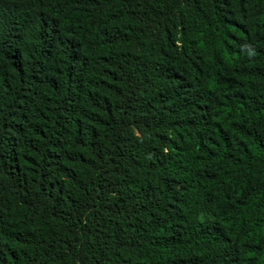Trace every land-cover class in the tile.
I'll use <instances>...</instances> for the list:
<instances>
[{"label": "trees", "instance_id": "obj_1", "mask_svg": "<svg viewBox=\"0 0 264 264\" xmlns=\"http://www.w3.org/2000/svg\"><path fill=\"white\" fill-rule=\"evenodd\" d=\"M0 264H264V0H0Z\"/></svg>", "mask_w": 264, "mask_h": 264}]
</instances>
